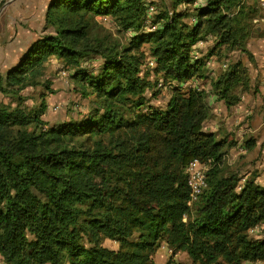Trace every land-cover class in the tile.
<instances>
[{
    "label": "trees",
    "instance_id": "16d2710c",
    "mask_svg": "<svg viewBox=\"0 0 264 264\" xmlns=\"http://www.w3.org/2000/svg\"><path fill=\"white\" fill-rule=\"evenodd\" d=\"M255 13L243 0H207L194 10L164 11L163 27L145 32L143 0L49 2L45 23L54 31L0 76V93L12 102H0L5 264H153L162 244L186 251L192 264H264V238L249 237L264 227V185L246 179L238 191L239 176L222 168L235 143L204 128L209 94L236 106L252 88L247 68L230 62L211 77L210 53L193 50L210 37L225 51L246 50ZM95 16H112L137 34L128 45L108 42L95 34ZM145 43L155 73L177 84L165 108L148 106ZM91 55L103 60L98 74L81 67ZM52 56L76 70L71 77L85 81L82 95L96 106L86 118L45 127L44 105L26 108L22 92L41 83ZM194 79L209 87L181 85ZM193 160L209 167L194 206L185 172ZM192 207L195 218L187 220ZM105 239L119 247L104 246Z\"/></svg>",
    "mask_w": 264,
    "mask_h": 264
},
{
    "label": "rangeland",
    "instance_id": "374dc122",
    "mask_svg": "<svg viewBox=\"0 0 264 264\" xmlns=\"http://www.w3.org/2000/svg\"><path fill=\"white\" fill-rule=\"evenodd\" d=\"M9 0H0V10ZM51 0H12L6 5L0 12V76L4 75L6 70L17 63L22 53L12 50L10 47L16 43H20L22 47L29 46L33 41L42 35L51 33L54 28L48 26L45 23V13L48 4ZM178 0H143L144 5V20L148 18L150 21L146 28L148 30H142L145 32L154 31V28H159V22L162 21V17L159 14L170 12L172 10H194L199 6L206 4L207 0H181L180 4H177ZM244 4L251 5L255 8L256 13L252 18L250 32L245 39L246 50H235L228 52L216 47L213 37H210L208 45L199 47L198 44L194 45V54L201 57L207 56L215 59V64L210 62V66L214 65L216 68V74L227 67L228 63L241 61L247 68V75L250 78V85L254 89L255 93L260 91L261 67L264 57V11L261 6L263 0H243ZM192 14V13H191ZM161 16V15H160ZM189 23L196 22V18L190 15L187 19ZM92 28L96 35L100 38L105 37L108 42L113 40L120 41L121 44H126L136 35L137 30L124 29L121 27L112 16H95L92 21ZM156 30V29H155ZM261 49V50H260ZM141 50L145 52L146 58L141 65V75L146 77L150 86L146 91V98L148 99V106L153 108H165L169 103L173 89L177 87L174 81L165 79L159 74L155 73L156 60L150 55L149 44L145 43L141 46ZM208 58V59H209ZM211 61V59H209ZM103 60L99 56L91 55L82 62L81 67L83 70L98 74L102 66ZM208 66V65H207ZM209 67V66H208ZM263 69V68H262ZM76 70L72 68H66L62 59L57 56H52L46 63V73L41 83L38 85L28 86L23 90L22 94L25 98L24 106L31 110H37L44 105V111L41 114V119L44 125L50 126L60 122L76 121L86 118L92 109L96 106L91 102L90 97L82 95L81 85H85V81L79 80V78H73L71 75L75 74ZM186 83V82H184ZM207 83L198 84L200 88H205ZM90 95V94H89ZM92 98V96H91ZM0 102L6 104L10 103L8 97L3 96L0 93ZM12 103V102H11ZM148 109L144 108V111ZM257 115V114H256ZM247 115L243 122H249L252 124L251 131H247L242 135L241 143L243 148H248L252 153L254 160L247 163L240 162L241 158L245 154L239 153L238 141L235 140L237 135L235 130H238L242 125V122H238L232 130H221L222 137L227 139L228 143L233 142L236 147L235 152H230L232 148L227 149L224 156L222 168L225 172L236 173L239 176V184L237 190L239 191L246 179H253L256 183L264 185V168H256V162H264V124L261 130L253 131V122L258 119L261 122L264 121V113L255 116L253 114ZM258 134V135H256ZM220 136V135H219ZM260 139V150L256 147V140ZM247 141L254 144L249 148ZM120 172L116 173V176L120 175ZM194 206V205H193ZM192 207L190 213L187 215V220L195 218V210ZM249 237L256 239L264 238V227L258 226L249 231ZM104 246L112 249H117L119 244L116 240L105 239ZM165 244H162L159 249L153 255V264H192V259L189 254L184 250L175 252L174 250L164 249ZM0 264H5L0 257ZM50 264V263H47Z\"/></svg>",
    "mask_w": 264,
    "mask_h": 264
},
{
    "label": "crops",
    "instance_id": "0c3cea01",
    "mask_svg": "<svg viewBox=\"0 0 264 264\" xmlns=\"http://www.w3.org/2000/svg\"><path fill=\"white\" fill-rule=\"evenodd\" d=\"M208 43L206 45H208ZM28 47H29L28 45L26 47H22L21 42H20V43H16L14 46H11L10 48L14 51H18V53L21 54L23 50H26ZM263 47L264 46H262V49ZM210 59H211L210 62H213V64H215V60H214L215 58L211 56ZM213 64L212 66L209 65L208 67L209 70L211 71V75H210L211 77L216 75V68H213L214 66ZM260 67H261V73L263 74L261 78V84H262V81L264 80V57H263L262 65H260ZM189 82L191 83L189 85L191 87H196L198 86V84L200 85L201 83L200 80L198 79L190 80ZM206 87L208 88L209 85L207 84ZM260 90H261V87H260ZM208 102L211 106V117L205 123V127H204L205 130L216 132L218 136L220 135L219 137H222L221 130H227V131L232 130L234 126H236V124L241 121L242 125L239 127V129L233 130L237 134L235 136V140L239 142L238 143L239 153L245 154V156L240 159L241 160L240 162L247 163L251 159L254 160V158L257 157L258 154L255 157H252V153L249 151V149L243 148L241 139H242V135L245 132L252 130L251 128L252 124H249L248 121L243 122L244 119L247 117V115L252 116L253 114H255V116H258V114L264 113V101H263V97L260 91L255 93L253 88L249 89V91H247L241 96L240 102L236 106H232V107H228L223 100L217 99L216 95L211 94V93L208 96ZM263 124H264V121L261 122V120L256 119L253 122V131L261 130V127ZM256 144L257 145L255 148L260 150L261 148L260 139L256 140ZM251 145L253 146L254 144L251 143ZM235 149L237 148L232 147L230 152L231 153H233V151L235 152ZM263 152H264V149H263ZM255 167L259 169L264 168V162L257 161ZM167 247H168L167 244H165L166 249H168ZM162 248L164 247L162 246Z\"/></svg>",
    "mask_w": 264,
    "mask_h": 264
},
{
    "label": "built area",
    "instance_id": "2783aa9c",
    "mask_svg": "<svg viewBox=\"0 0 264 264\" xmlns=\"http://www.w3.org/2000/svg\"><path fill=\"white\" fill-rule=\"evenodd\" d=\"M262 11H264V0L262 2L261 6ZM150 19L148 18L144 20L143 27L141 30H148L146 28V25H148V22ZM163 27V20L159 22V28ZM158 28V29H159ZM157 29L156 27L154 30ZM151 31V30H150ZM137 34V32H136ZM208 42L206 41H199L197 44L199 47L206 45ZM210 60H208L207 65L209 66ZM191 83L187 81L186 83H181L182 86H189ZM210 90V89H209ZM260 93L263 97L264 101V80L261 84V90ZM208 165L206 163H202L199 160H193L191 161L188 166L185 169V172L187 174L188 179V185L191 190V204L194 205L195 202L198 200L199 195L203 192V190L206 188V172L208 171ZM242 264H262L260 262H252V261H244Z\"/></svg>",
    "mask_w": 264,
    "mask_h": 264
},
{
    "label": "water",
    "instance_id": "95a60500",
    "mask_svg": "<svg viewBox=\"0 0 264 264\" xmlns=\"http://www.w3.org/2000/svg\"><path fill=\"white\" fill-rule=\"evenodd\" d=\"M11 1H12V0L7 1V2L5 3V5L2 7V9L0 10V12H1V11L3 10V8H4L6 5H8Z\"/></svg>",
    "mask_w": 264,
    "mask_h": 264
}]
</instances>
